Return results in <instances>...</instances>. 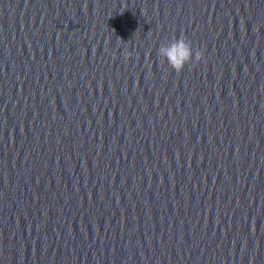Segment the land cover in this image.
Listing matches in <instances>:
<instances>
[{
    "label": "water",
    "instance_id": "95a60500",
    "mask_svg": "<svg viewBox=\"0 0 264 264\" xmlns=\"http://www.w3.org/2000/svg\"><path fill=\"white\" fill-rule=\"evenodd\" d=\"M0 264H264V0H0Z\"/></svg>",
    "mask_w": 264,
    "mask_h": 264
},
{
    "label": "clouds",
    "instance_id": "9594fccd",
    "mask_svg": "<svg viewBox=\"0 0 264 264\" xmlns=\"http://www.w3.org/2000/svg\"><path fill=\"white\" fill-rule=\"evenodd\" d=\"M204 53L201 50H193L191 42L185 37L174 38L169 44H162L157 50V56L161 62L167 61L171 69L180 73L187 63L199 62Z\"/></svg>",
    "mask_w": 264,
    "mask_h": 264
}]
</instances>
